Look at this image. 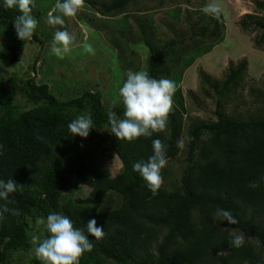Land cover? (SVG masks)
<instances>
[{
	"label": "trees",
	"instance_id": "1",
	"mask_svg": "<svg viewBox=\"0 0 264 264\" xmlns=\"http://www.w3.org/2000/svg\"><path fill=\"white\" fill-rule=\"evenodd\" d=\"M136 1L84 0V4L93 14L112 19L128 14ZM257 7L264 12V2L257 3ZM20 14L16 8L5 9L0 3V37L6 40L5 47L0 48V60L11 55V62H16L17 52L29 42L19 40L14 29L13 22ZM204 19V15L199 17L200 25L189 24L192 36L198 39L177 50L178 43L173 41L170 46L159 47L153 32L140 21L136 33L113 30L110 43L119 50L117 58L124 80L129 70L137 69L131 60L136 53L123 50L118 44H144L150 55L148 75L157 80L168 79L184 56L220 38L218 20H213L210 27L203 23ZM246 19L260 31L262 43L264 20L255 16ZM242 26L247 27L246 21ZM31 39L41 42L36 33ZM169 58L172 62L163 72L161 67ZM245 68L244 61L228 67L219 82L200 75L202 83L219 98L215 119L196 120L188 125L184 135L186 166L181 177L176 186L172 184L175 188L167 190L160 186L156 195L148 190L133 165L152 155L154 139L167 146V161L180 154L177 141L181 140L184 128L179 106L173 104L163 132L132 142L118 141L109 132L107 114L112 111L122 118L121 101L115 107H107L100 92L91 90L59 100L46 83H36L33 76L0 74V180L13 179L17 183L8 200L0 201V205L16 213L9 211L0 219V264H10V256L16 252L27 253L25 264H40L34 255L32 237L38 241L47 237L40 220H46L50 213L68 216L76 228L85 227L94 218L97 226L104 229L102 239L89 237L92 249L82 254L79 264H264V118L242 120L222 110V99L239 86ZM178 78L175 74L172 81ZM204 94L211 97L208 91ZM17 95L27 102H18ZM260 96L263 94L259 92ZM261 104L264 105V97ZM88 114L94 129L86 139L73 137L68 124ZM94 142H100L102 153H112L119 159L121 169L114 177L84 163L80 146ZM69 155L74 157L72 164ZM167 173L165 168L161 170L162 181ZM253 184L257 186L251 187ZM79 186L90 188L85 198L73 197ZM109 193L117 198V205L98 212ZM218 208L230 211L238 223L228 225L215 219ZM30 223L43 228L32 234ZM233 228L235 234L245 238L239 248L229 243V230Z\"/></svg>",
	"mask_w": 264,
	"mask_h": 264
},
{
	"label": "rangeland",
	"instance_id": "2",
	"mask_svg": "<svg viewBox=\"0 0 264 264\" xmlns=\"http://www.w3.org/2000/svg\"><path fill=\"white\" fill-rule=\"evenodd\" d=\"M160 2L163 4L160 5ZM261 2L264 0H137L129 7L128 14L118 15L112 19L93 14L91 9L83 4L76 15L63 17V25H50L49 11L53 15H61L54 10L57 0H33L30 14L37 20L34 33L41 42L29 40L17 52V61L14 63L11 62V55L0 60V74L18 78L33 76L36 83H46L59 100L78 96L86 90L98 91L102 95V103L112 108L120 102L119 88L124 82V71L119 64L121 61L117 58L119 50L116 44L113 46L110 43L113 30L120 33L129 30L136 33V25L140 21L153 32L155 43L159 47L170 46V42L173 41L178 43L175 47L177 50L181 45L190 44L198 39L192 36L189 24L199 23V17L203 15L205 16L203 23L210 27L213 20H218L220 38L214 44L206 45L184 56L178 68L172 71L168 78L172 80L175 79V74L179 75L175 81L173 104L179 106L183 112L184 129L181 140L185 145L180 154L175 159L168 160L164 167L168 173L161 186L170 190L175 188L173 185H177L186 166L184 135L188 125L196 120L215 119L216 101L219 98L214 90L202 83L200 75L208 77L211 82H219L224 79L228 67L244 61L246 68L242 80L235 91L222 99V110L225 114L242 120L256 116L264 118V105L261 104L264 97V41L259 42L260 31L254 28L249 20H245L246 16L264 20V12L259 11L257 7V3ZM208 4L218 5L221 9L220 14L206 15L202 9ZM139 8L145 12H134ZM243 21H246V28L242 26ZM56 31H67L74 37L70 51L63 58H58L51 52ZM114 40L116 43V38ZM5 45V38L0 37V48ZM86 45L92 46L93 53L84 50ZM118 45L123 50H132L136 53V56L131 58L134 67L137 68L131 69L133 72L146 71L150 55L144 44L123 42ZM126 57L130 59L128 55ZM170 62L171 58L163 63L161 67L163 72ZM185 63L187 64L184 66ZM34 65L36 71L32 70ZM204 91H208L211 97H206ZM259 92L263 96L259 97ZM17 101L23 104L27 99L17 95ZM101 146L100 142L85 143L80 146L79 153L88 168L98 167L107 175L114 177L119 173L121 163L116 155L102 153ZM73 160L74 157L70 156L71 164ZM89 192V187L79 186L72 194L74 198H85ZM115 202L117 198L111 193L107 194L102 200L100 212L114 208L117 205ZM41 228L43 226L30 223V231L34 232L32 234ZM250 242L258 246L254 241ZM26 255V252L13 253L10 256V264H25Z\"/></svg>",
	"mask_w": 264,
	"mask_h": 264
},
{
	"label": "clouds",
	"instance_id": "3",
	"mask_svg": "<svg viewBox=\"0 0 264 264\" xmlns=\"http://www.w3.org/2000/svg\"><path fill=\"white\" fill-rule=\"evenodd\" d=\"M5 9L16 8L21 14L14 22V29L19 40H30L37 27V20L30 15L33 0H0ZM84 0H57L55 11L61 15L49 13L48 23L50 25H63V17H72L83 6ZM206 15L218 16L221 9L216 4H208L202 9ZM74 37L67 31H56L53 38L51 52L58 58H63L70 51V44ZM88 53H93L91 45H86ZM176 90L175 82L169 79H154L146 71L133 72L129 70L122 87L119 88V98L123 104V117H118L109 111L108 124L110 133L118 141L132 142L143 136L150 137L155 132H163L166 129L168 116L173 106V95ZM69 133L75 137L86 139L90 131L94 129L91 115H81L68 124ZM184 141H177V148H184ZM166 145L160 139L152 141V155L147 161H140L133 165L146 182V187L156 195L161 184V170L167 164ZM16 182L9 179L6 182L0 180V201H7L9 194L16 191ZM253 184L251 187H256ZM101 209H98L99 212ZM12 211L6 205H0V219L4 213ZM215 219L227 222L228 225L238 223L236 218L228 210L218 208ZM47 237L38 241L33 238L34 255L40 264H79L83 253L91 251L92 242L89 237L100 240L105 231L97 226L96 220L90 219L85 227L76 228L72 220L61 213H50L46 220L41 219ZM236 229L229 230L231 237L229 243L235 248L243 246L245 238L243 234L237 235Z\"/></svg>",
	"mask_w": 264,
	"mask_h": 264
}]
</instances>
